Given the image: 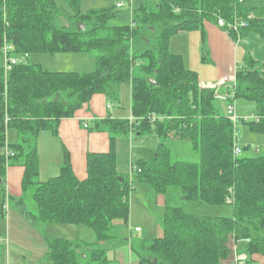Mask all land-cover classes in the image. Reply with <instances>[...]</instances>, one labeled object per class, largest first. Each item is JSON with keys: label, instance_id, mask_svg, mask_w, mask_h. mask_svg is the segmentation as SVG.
I'll list each match as a JSON object with an SVG mask.
<instances>
[{"label": "trees", "instance_id": "16d2710c", "mask_svg": "<svg viewBox=\"0 0 264 264\" xmlns=\"http://www.w3.org/2000/svg\"><path fill=\"white\" fill-rule=\"evenodd\" d=\"M56 1L0 0V49L6 39L13 52L26 59L6 76L0 66V149L14 153H0V185L5 188L7 167L23 166L21 195L8 196L23 219L31 225L85 226L97 242L86 248L82 240L46 238V259L52 264H110L106 248L98 243L117 237L115 220L128 223L129 196L136 184L161 195L179 187L186 200L228 204L233 210L231 217L209 216L165 204L161 235L137 239L130 234L122 242L141 264H222L237 251L247 255L246 264L264 257V152L255 157L234 154L236 123L216 106V100L228 105L238 98L254 101L258 119L242 120L250 131L264 135V61L246 52L235 68V85L216 90L202 88L197 72L169 48L174 35L199 30L201 60L208 61L203 24L222 18L248 21L241 34L258 35L264 51L263 3L247 7L248 0L145 1L132 11L129 22L112 24L123 2L130 0H114L85 13L79 8L81 0H66L74 13L65 20ZM58 53H87L95 58L96 68L50 71L29 60L32 54ZM121 82L131 87V117L108 114L91 127L108 134V149L86 152L85 176L79 179L63 147L60 172L40 181L39 134L57 135L62 119L74 117L95 94H115ZM216 91L227 99H218ZM8 130L16 133L15 142L7 141ZM132 132L155 133L160 143L150 158L131 163L130 176H122L117 171L116 138ZM169 137L189 141L199 161L171 160L165 143ZM30 188L35 211L25 200ZM1 195L5 199V190ZM228 198L231 203H226Z\"/></svg>", "mask_w": 264, "mask_h": 264}, {"label": "rangeland", "instance_id": "374dc122", "mask_svg": "<svg viewBox=\"0 0 264 264\" xmlns=\"http://www.w3.org/2000/svg\"><path fill=\"white\" fill-rule=\"evenodd\" d=\"M147 1L149 4H153L155 0H130V2H123V6L120 8V13L115 19L111 21L112 24H123L131 20L132 11L140 6L141 3ZM57 7L62 14V19H67L68 16L74 13L66 0H57ZM114 0H81L80 11L82 13L87 12L93 8H99L104 6H110L114 3ZM263 3V4H262ZM264 5V0H248L247 7ZM205 24L215 25L216 22L213 20H205ZM213 25V26H214ZM189 34V33H183ZM195 33H190L187 39L183 43L184 51L188 53V59L186 68L191 69L190 66L194 64L195 47L193 36ZM206 43L208 44L209 36L206 34ZM250 37L255 40L253 44L245 46L240 44V51L242 54L249 52L255 60L259 63L264 61V51L262 40L258 35L250 33ZM248 41V40H247ZM250 43V42H249ZM247 44V43H246ZM199 53L201 51V45L199 42ZM207 45V49H208ZM183 52V51H182ZM68 56L66 53H59V55H48V54H32L30 57L33 63H38L43 69L50 71H78L77 68H69V64H74V67L79 68V72H89L96 68V61L92 55H81L75 62L70 60L57 61L56 56ZM53 56V57H51ZM206 59L210 58V53L206 54ZM68 58V57H67ZM93 58V59H92ZM201 60V53L199 55ZM22 60L21 57H19ZM88 60H92L91 67H88ZM202 61V60H201ZM209 61V60H208ZM217 62V61H216ZM216 62H197L194 67H200L199 70H204L208 67L210 70L217 69ZM206 63V64H205ZM2 64V58L0 55V66ZM219 63L217 62V66ZM72 67V66H71ZM84 67H87L84 71ZM82 69V70H81ZM194 70V69H191ZM195 71V70H194ZM117 83L116 87L119 86ZM120 86V99L121 103L118 106L119 109L116 112H120L121 116L127 115L129 117V106L128 102L123 105L126 101L125 86ZM111 99L114 93L111 94ZM109 100V99H108ZM129 101V98H128ZM235 106V112L237 117H240L236 123L235 135L237 137L236 144L242 148L239 156L241 157H255L263 154L264 152V135L258 132L250 131L247 123H244L242 118L250 116L251 113L256 114V104L252 100H245L238 98L232 102ZM216 106L218 110L225 112L227 110L228 102L216 100ZM131 117V116H130ZM129 117V118H130ZM245 120H251L246 118ZM11 134V135H10ZM17 140L16 133L13 130L7 131V141L15 142ZM116 148L118 151L117 157V171L122 176H130V163L136 161L139 158L148 159L152 155V151L157 148L160 143V138L155 133H146L138 136L132 132L129 136H118L116 138ZM166 146L170 150L171 160H183L187 162H198L199 153L192 149L189 141L178 140V139H167L165 142ZM144 146L149 149V152L142 154L139 150L135 149L136 146ZM245 147V148H244ZM4 150V148H2ZM42 165V164H41ZM43 170V166H41ZM51 174L50 176H55ZM39 179V178H38ZM4 190L0 185V194ZM32 189H28L25 192V200L31 211H35V205L31 197ZM162 193H155L148 186L144 184H136L135 190L129 196L130 216L128 223L125 224L121 220H115L113 222L114 232L117 237L109 241H100L98 244L106 248L108 257L110 258V264H118L116 261L115 250L117 247L124 245L122 243L125 239H128L130 234L133 238H153L162 234V213L163 208L166 205L181 207L185 212L198 214V215H209V216H227L233 215L232 206L228 204L224 205H211L208 203H201L199 201L186 200L182 197V192L179 187L172 186L167 189L164 195ZM1 196V195H0ZM164 196V197H160ZM165 198V201L163 200ZM2 203V197L0 198V205ZM2 213V210H1ZM0 213V264H52L51 261L46 259L48 252V246L46 238H66L71 240H82L86 245V248H91L97 245L95 237L92 231L85 226L78 225H61V224H38L31 225L27 223L13 204L8 202V210L5 214ZM138 227V229H135ZM140 229V231H139ZM123 239V241H122ZM134 257L138 262V256L134 253ZM264 257L259 256L255 259L254 264H263ZM85 264H93L86 262ZM136 264H139L136 263ZM148 264V263H144Z\"/></svg>", "mask_w": 264, "mask_h": 264}, {"label": "crops", "instance_id": "0c3cea01", "mask_svg": "<svg viewBox=\"0 0 264 264\" xmlns=\"http://www.w3.org/2000/svg\"><path fill=\"white\" fill-rule=\"evenodd\" d=\"M213 25L205 24L204 26L203 24V27L204 30L206 31V34L208 33L209 36L207 45L209 47L208 51L210 53V58L209 61L206 62L215 63L217 61L219 65L217 66V62H216L217 69L215 70L213 69L210 70L208 67H206L204 71V70H199L198 68L200 67H194L197 62L199 63L202 62L199 58L200 55L199 42H201V34L199 30L185 32L189 34H183L184 32H180L174 35L170 39V43H169L170 51L173 53L181 54L184 58V63L186 66L188 53L187 51H184L183 43L190 35V33H195L193 39H194V43L196 42V47H195L196 53L194 56L195 57L194 64L191 65L190 68L194 69L197 72L200 85L207 84L210 82H216L223 76L231 74L232 72L235 71L236 66L240 62H242L244 58V54H242V52L239 50L241 45L238 46L234 42L232 36L229 33H227L223 28H220L216 24L214 26ZM245 41L247 44H243V45L244 47L245 46L247 47L248 45L250 46L251 43L253 44V41L255 40H253L250 37V34H248L245 36ZM86 54L87 53H76V54L69 53L68 56H61L62 54H60V56H56V57H58L57 61L59 62L63 60H70L73 63L76 61V59H79L81 55H86ZM55 55H59V53ZM30 56L29 59H31ZM92 63H94L92 60H88V67H91ZM69 65H70L69 68H77V70L79 71V68L74 67L75 66L74 64H69ZM86 68L87 67H84L83 70L86 71L87 70ZM92 70H94V68ZM61 71H67V70H61ZM121 83L126 84L124 87L127 94L125 96L126 101L123 102V105H125V103L128 102L129 117H130L131 87L130 84L127 82H121ZM122 84H119V86L114 88L115 94L112 98L115 100L111 99L112 95L106 96L105 94L102 93L95 94L91 99L90 103L88 105H85L78 112H76L74 117L62 119L58 125L57 135H53L49 131H45L39 134L37 139V149L39 156L38 178L40 181H45L49 177H52L50 176L51 174L60 172V166L63 159V147H65V149L68 151L72 169L75 175L79 179L85 176L86 152L89 151L99 152V151H106L108 149V134L106 132L96 131L94 129H91V127L93 126L94 120L101 119L108 114L111 115V117L113 118L126 119L127 115L121 116L120 112H116V110L119 109L118 106L121 103L119 93H120V86ZM85 124H87V127L84 126ZM168 139H170V137ZM135 149L139 150L142 154L149 152V149L145 148L142 145L136 146ZM4 152L5 149L4 150L0 149V153H4ZM116 152L118 157L117 148H116ZM131 163H130V167H131ZM41 166H43L44 168L43 170L41 169ZM22 173H23V166H20L19 164H15L7 167L4 190L7 192L8 195H13V196L21 195ZM1 197L2 195L0 196V198ZM2 203H3V199H2ZM1 205H0V213H1ZM2 213L5 214L3 211ZM137 228L138 227H136L135 229ZM235 247H236L235 244H233L232 248L235 249ZM235 253H238V251ZM115 256H116L115 259L118 264H136L139 262V261L137 262L136 258L134 257L133 251L130 249L127 243L116 248ZM258 257H256V259ZM230 258L223 261L222 264H227ZM139 264L141 263L139 262Z\"/></svg>", "mask_w": 264, "mask_h": 264}, {"label": "built area", "instance_id": "2783aa9c", "mask_svg": "<svg viewBox=\"0 0 264 264\" xmlns=\"http://www.w3.org/2000/svg\"><path fill=\"white\" fill-rule=\"evenodd\" d=\"M241 1L242 0H239V3ZM117 6H121V4L117 3ZM252 17H253V14L249 13L248 18H252ZM216 25H218L220 28H223L229 34L230 32L234 33L235 35L234 36L232 35V38L237 45L246 44L245 37L241 34L240 29L243 27H247L248 21L241 20V19H234L231 22H227L222 18H218ZM13 50H14L13 45L9 43L6 39H4L1 49H0V55L2 58V66H3V71H4L5 76L9 73L13 65H16L18 63L25 61V55H17L13 52ZM19 57H21L22 60H20ZM235 81H236V75L234 71L231 74L223 76L216 82H210L207 84H203L201 85V87L202 88H215L216 90L222 86H228L231 88L235 85ZM215 96L218 99H227V95L223 93H219L218 91H216ZM227 114L230 116V118L235 123H237L238 119L240 118V117H237V114L235 112V108L233 105H228ZM248 118L252 120H257L258 116L254 113H251L250 116H248ZM242 119H246V118L243 117ZM84 126L87 127V124H85ZM233 151H234V154L238 155L241 152V147L235 144ZM5 153L11 156L14 155V153L11 150H7V149H5ZM8 196L9 195L5 191V199H3V203L1 205V210L4 213L8 210V202H9ZM231 202L232 201L229 198L226 199V203H231ZM247 258L248 257L245 253H234L233 258L229 260L227 264H241V263L246 264L245 262L247 261Z\"/></svg>", "mask_w": 264, "mask_h": 264}, {"label": "water", "instance_id": "95a60500", "mask_svg": "<svg viewBox=\"0 0 264 264\" xmlns=\"http://www.w3.org/2000/svg\"><path fill=\"white\" fill-rule=\"evenodd\" d=\"M120 179H123V178H120ZM0 182H1V179H0Z\"/></svg>", "mask_w": 264, "mask_h": 264}, {"label": "bare ground", "instance_id": "6f19581e", "mask_svg": "<svg viewBox=\"0 0 264 264\" xmlns=\"http://www.w3.org/2000/svg\"><path fill=\"white\" fill-rule=\"evenodd\" d=\"M228 193V192H227Z\"/></svg>", "mask_w": 264, "mask_h": 264}]
</instances>
